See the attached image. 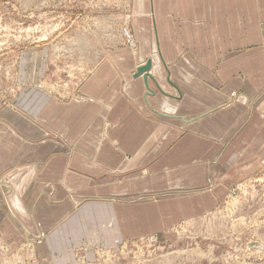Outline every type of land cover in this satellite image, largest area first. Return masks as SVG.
<instances>
[{
	"label": "crops",
	"instance_id": "0c3cea01",
	"mask_svg": "<svg viewBox=\"0 0 264 264\" xmlns=\"http://www.w3.org/2000/svg\"><path fill=\"white\" fill-rule=\"evenodd\" d=\"M125 11L136 50H107L65 98L29 85L10 127L0 113V171L28 173L10 185V218L33 219L76 264L94 245L212 211L220 188L264 160V0H130ZM28 70L24 81H45L46 68ZM50 124L68 145L52 157L56 143H28Z\"/></svg>",
	"mask_w": 264,
	"mask_h": 264
},
{
	"label": "rangeland",
	"instance_id": "374dc122",
	"mask_svg": "<svg viewBox=\"0 0 264 264\" xmlns=\"http://www.w3.org/2000/svg\"><path fill=\"white\" fill-rule=\"evenodd\" d=\"M129 2L0 0V113L9 120L3 124L10 127V105L20 101L29 85L42 86L58 98H65L68 93L73 94L87 70L104 61L107 50L118 44L136 50L130 28L119 22ZM124 28L133 36L134 47L128 46ZM39 67L47 70L45 81L38 75L23 80L22 70ZM15 123L21 126V134L26 131L19 121ZM60 125L58 129L51 128V124L46 126L45 138H33L28 143H56L58 146L49 157L65 152L68 145L59 136ZM1 134L5 135V131ZM0 142L10 146L8 138H0ZM25 173L12 168L0 171V264H76L71 258L79 252L56 250L52 248L55 242L47 246L46 242L54 236L43 241L33 219L10 218V185L13 183L14 189ZM219 191L220 202L212 211L182 220L158 237L152 233L117 246L94 245L93 258H81V262L264 264V160L252 175ZM173 195L171 191L160 193L156 199ZM153 237L155 242L151 241Z\"/></svg>",
	"mask_w": 264,
	"mask_h": 264
},
{
	"label": "built area",
	"instance_id": "2783aa9c",
	"mask_svg": "<svg viewBox=\"0 0 264 264\" xmlns=\"http://www.w3.org/2000/svg\"><path fill=\"white\" fill-rule=\"evenodd\" d=\"M124 32H125V35L127 36L126 42L128 43V46L129 47H134L133 36L130 34L129 29L124 28ZM151 241L155 242L156 241V238H154V237L151 238Z\"/></svg>",
	"mask_w": 264,
	"mask_h": 264
},
{
	"label": "water",
	"instance_id": "95a60500",
	"mask_svg": "<svg viewBox=\"0 0 264 264\" xmlns=\"http://www.w3.org/2000/svg\"><path fill=\"white\" fill-rule=\"evenodd\" d=\"M150 66H151V62H150V60H148L144 65L139 66V67L137 68V74H141V73L146 72L147 70L150 69ZM145 76H146V75H145Z\"/></svg>",
	"mask_w": 264,
	"mask_h": 264
}]
</instances>
